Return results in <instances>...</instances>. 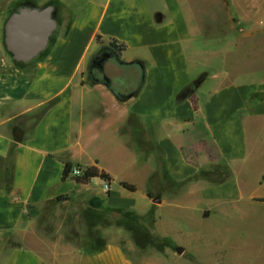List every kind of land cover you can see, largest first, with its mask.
Wrapping results in <instances>:
<instances>
[{
    "label": "crops",
    "instance_id": "crops-1",
    "mask_svg": "<svg viewBox=\"0 0 264 264\" xmlns=\"http://www.w3.org/2000/svg\"><path fill=\"white\" fill-rule=\"evenodd\" d=\"M24 1L56 4L58 26L42 55L16 66L3 27ZM0 8V264H48L37 247L39 229L57 224L96 241L99 264H117L119 250L99 240L109 208L135 207V192L120 183L135 191L136 184L107 165L122 128L130 138L116 140L121 165L137 166L148 145L163 161V190L200 203L201 218L212 216L213 203L242 198L237 174L250 155L248 128L264 126V0H0ZM214 37L216 45H206ZM111 40L124 46L119 59L128 63L106 64L119 89L88 73L90 59ZM220 45L229 50L202 60L205 48ZM207 81L214 86L202 93ZM66 162L81 170L96 165L109 175V191L99 178L63 180ZM113 183L120 191H111ZM157 192L146 190L149 210L164 203Z\"/></svg>",
    "mask_w": 264,
    "mask_h": 264
},
{
    "label": "rangeland",
    "instance_id": "rangeland-1",
    "mask_svg": "<svg viewBox=\"0 0 264 264\" xmlns=\"http://www.w3.org/2000/svg\"><path fill=\"white\" fill-rule=\"evenodd\" d=\"M218 41L215 37L208 38L206 45H216ZM245 43L243 40V46ZM246 46L243 51H246ZM217 48L229 50L221 45L205 48L201 54L202 60L211 58V53L217 51ZM191 63L195 73L198 71V64ZM214 82L207 81L201 92L211 89ZM128 132L122 128L121 132L113 136V142H108L112 148L106 152L107 165L119 171V175L125 174L136 184V191L131 194L135 204L134 212L114 208L107 210V235L102 236L99 241L109 248L119 250L118 259L113 255L114 263L264 264V203L245 201L249 195L264 196V187L259 186L260 177L264 184V126L248 128L250 155L245 163L238 166L237 174L242 198L239 201L213 203V214L207 219L199 216L197 209H200V203L195 206L194 202L185 201L179 197L175 188L163 190L162 184L167 181L163 161L158 154L152 158L151 152H147V143L143 152H139V157L141 153L144 157L137 166L125 168L121 165L126 158H121L116 140H124L125 136L130 138ZM131 159L135 158H128V161ZM115 163H119V166L116 167ZM119 175L116 177L119 178ZM148 189L165 195L164 203L153 210H149L145 199ZM111 191H120V188L113 183ZM61 226L62 224H57L53 230L46 226L39 229L43 231V238H40L41 242L37 247L43 251L42 256L47 263L99 264L96 241L80 238L81 233L76 229L71 233L64 232ZM54 232L58 237L54 236ZM177 248H182L184 254L182 252L178 256Z\"/></svg>",
    "mask_w": 264,
    "mask_h": 264
},
{
    "label": "water",
    "instance_id": "water-1",
    "mask_svg": "<svg viewBox=\"0 0 264 264\" xmlns=\"http://www.w3.org/2000/svg\"><path fill=\"white\" fill-rule=\"evenodd\" d=\"M57 26L58 7L54 3L37 5L31 1H24L15 6L3 27L4 48L14 65L26 66L43 54L48 49ZM97 54L90 59L88 71L95 61L100 67L107 62L108 56L99 59ZM117 59L121 64H128L119 57ZM106 85L109 87V82H106ZM136 94L137 92H134L123 99L134 98ZM153 202L160 203V199L155 198ZM176 252L181 254L183 249L177 248Z\"/></svg>",
    "mask_w": 264,
    "mask_h": 264
},
{
    "label": "trees",
    "instance_id": "trees-1",
    "mask_svg": "<svg viewBox=\"0 0 264 264\" xmlns=\"http://www.w3.org/2000/svg\"><path fill=\"white\" fill-rule=\"evenodd\" d=\"M102 47H107L106 50H110L116 57H119L120 52L124 49L123 45H119L113 40H111L108 43V46H102ZM72 168L73 167L71 163L66 162L64 164L62 171L63 180H65L68 177V175H70ZM95 178H99L103 180L107 185H109L108 184L110 182L109 175L106 174L104 171L100 170L96 165L82 170V174L78 177H74V180L76 184H87L88 182H90L92 179ZM120 186L128 190L129 192H135V187L133 185H129L127 183L122 182L120 183ZM148 197L151 198L152 196L148 194ZM94 201L100 203L99 199H95ZM259 201L264 202V198Z\"/></svg>",
    "mask_w": 264,
    "mask_h": 264
},
{
    "label": "flooded vegetation",
    "instance_id": "flooded-vegetation-1",
    "mask_svg": "<svg viewBox=\"0 0 264 264\" xmlns=\"http://www.w3.org/2000/svg\"><path fill=\"white\" fill-rule=\"evenodd\" d=\"M97 56H98L99 59H101L102 56H108V60L102 67H100V65H98L97 61H95L92 64L93 67L89 70L88 73L90 74V77L93 78V79L102 80L105 83L109 82L108 77L106 75V64L108 63V61L110 59H115L116 61H118V59L110 50L103 49V47L100 48ZM109 84H110L111 87H113L115 89L118 88V86H116L115 82H113L112 80L109 82ZM121 92L123 94V90Z\"/></svg>",
    "mask_w": 264,
    "mask_h": 264
},
{
    "label": "built area",
    "instance_id": "built-area-1",
    "mask_svg": "<svg viewBox=\"0 0 264 264\" xmlns=\"http://www.w3.org/2000/svg\"><path fill=\"white\" fill-rule=\"evenodd\" d=\"M82 174V170L81 169H79V168H72V170H71V173H70V175L71 176H73V177H78V176H80ZM104 188H105V190H107L108 191V185L105 183V185H104Z\"/></svg>",
    "mask_w": 264,
    "mask_h": 264
}]
</instances>
